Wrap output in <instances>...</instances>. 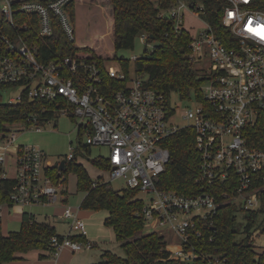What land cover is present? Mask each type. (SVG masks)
Returning a JSON list of instances; mask_svg holds the SVG:
<instances>
[{
  "label": "built area",
  "instance_id": "1",
  "mask_svg": "<svg viewBox=\"0 0 264 264\" xmlns=\"http://www.w3.org/2000/svg\"><path fill=\"white\" fill-rule=\"evenodd\" d=\"M224 1L222 24L228 34L223 39L204 19L195 32L184 27L186 11L201 15L202 5L196 0H174L161 11V15L173 19L176 30L184 28L191 34L189 55L194 63L207 65L200 69L206 77L201 86L202 98L182 101L181 119L185 123L175 125L171 122L175 113L171 99L168 102L164 93L146 86V75L134 72L131 76L118 62H106L101 67L69 56L42 63L33 36L22 32L10 36L2 31V18L12 21L14 13L21 12L35 15L38 36L48 37L55 16L69 40H75L66 8L70 0H21L16 6L12 0H0V84L15 83L6 88L19 89L6 101H19L25 93L31 100L55 102L58 116L73 115L77 129L86 134L85 144L107 147L110 178H120L125 187L136 189L138 196H148L146 200L139 196L144 225L164 238L170 237L174 243L169 248L166 245L170 258L184 264H228L224 253L197 251L194 246L193 238L201 237L213 224L219 206L215 194L204 190V185L230 181L234 173L233 178L238 180L233 185L235 194L225 192L224 199L243 210L258 209L261 203L259 192L263 186L252 185L261 178L253 174L264 168V152L248 147L243 131L264 111V0ZM32 26L27 20L21 23L24 30ZM145 39V34L139 36L141 42ZM108 79L124 84L113 87ZM30 127L41 129L36 124L25 129ZM183 127L193 128L199 152L195 184L200 189L193 194L159 185L170 158L165 139ZM14 132L0 139L2 178L14 181L8 202L0 204V219L5 205L53 204L61 185L46 173L52 166L46 153L35 146L14 144ZM72 157L69 153L66 158ZM5 165L13 167V175L7 174ZM63 217L70 221L69 232L61 239L51 238L55 264H59L57 258L64 248L74 253L93 245L76 212L65 207Z\"/></svg>",
  "mask_w": 264,
  "mask_h": 264
},
{
  "label": "trees",
  "instance_id": "2",
  "mask_svg": "<svg viewBox=\"0 0 264 264\" xmlns=\"http://www.w3.org/2000/svg\"><path fill=\"white\" fill-rule=\"evenodd\" d=\"M21 0H12L14 6ZM43 3L49 0H39ZM202 7L201 16L213 28L218 37L228 34L222 24V14L225 7L224 0H196ZM83 2L100 6L108 20L109 31L112 35L114 51L111 54L102 50L97 41L91 46L79 45L75 40H69L62 29L58 18L53 16V31L50 36H38V22L33 14L16 12L12 21L2 18V31L10 36L22 32L33 36L38 46V59L42 63L58 61L63 57H75L86 61H93L101 67L109 60L118 62L125 73H129L131 60L117 56L120 49H133L135 40L145 34L146 44L152 43L148 49L144 47L142 53L132 60L134 72L146 75V86L162 92L168 102L172 93H176L181 101L202 98L201 86L206 77L195 68L190 57V43L192 40L188 30L174 28L173 19L161 15L174 0H70L67 10L73 16L74 3ZM27 20L33 24L30 29L21 27L22 21ZM226 44L227 38H224ZM113 87H120L124 83L108 79ZM16 85L0 84V139L9 132L16 131L15 125L23 130L32 124L43 125L58 117L55 102L44 99H29L25 93L16 102H7L3 99L1 89ZM34 118V119H33ZM70 118L75 120L73 115ZM79 136L83 133L78 129ZM243 136L246 145L264 152V111L260 113L256 122L244 128ZM86 152L90 146L80 142ZM169 148L170 158L164 171L160 175L159 185L166 190L193 194L199 191L200 185L195 184L199 176V152L195 142V132L191 127H183L165 139ZM78 149H76L77 151ZM65 158L64 168L59 171V164L49 166L46 170L48 176L57 182L66 180V172L71 171L76 176L78 191H84L85 196L80 208L106 212L104 224L112 227L117 241L122 242L125 256L120 257L107 251V261L101 264H184L180 260L170 258V251L166 248V241L156 231L142 233L144 219L139 213L142 200L138 191L129 187L121 191L115 190L110 181H93L83 164ZM92 164L98 168L108 169L104 157L93 159ZM254 177L253 185L263 186L259 192L261 200L258 209L243 210L242 207L224 199L225 192L232 196L235 194L234 183L238 180L231 173L230 181L214 183L205 186L204 190L215 194L219 203L217 214L213 217L211 226H207L199 238L194 239L197 251L207 253H224L228 264H264V251L255 249L254 234L251 229L259 220V233H264V168ZM12 179L2 178L0 165V204L8 202V195L13 184ZM243 212V224L237 223L238 213ZM260 219H258V217ZM1 223V220H0ZM239 226H242L241 228ZM243 233L239 240L237 235ZM62 235L56 233L54 226L45 221H35L33 215L23 212L20 219V228L17 231L2 233L0 224V264L15 259L17 254L27 252L34 248L53 249L51 238ZM97 264V263H96Z\"/></svg>",
  "mask_w": 264,
  "mask_h": 264
},
{
  "label": "rangeland",
  "instance_id": "3",
  "mask_svg": "<svg viewBox=\"0 0 264 264\" xmlns=\"http://www.w3.org/2000/svg\"><path fill=\"white\" fill-rule=\"evenodd\" d=\"M70 14V12H69ZM71 15V14H70ZM71 22L74 27L75 41L79 45L91 46V44L97 41L98 45L103 51L111 54L114 51V44L112 35L109 31L108 20L103 14V10L100 6L91 5L83 2L74 3L73 16ZM204 20L200 15L192 14L189 11L185 13L184 25L192 32H195L196 28L203 25ZM152 43L146 44L141 42L139 38L135 40L133 49H120L118 50L117 56H123L131 60L130 74L134 76V68L132 64L133 57H138L144 47L150 49ZM110 63L116 64V61L109 60ZM201 67L205 68L207 65L195 64L197 71L202 74ZM203 75V74H202ZM18 88H6L1 89L3 99L6 101L9 96H12L18 92ZM171 103L175 107V113L171 117V122L175 125H183L185 120L181 119V115L184 109V103L180 100L176 93H172ZM186 106H190L187 104ZM77 121L73 120L67 114H60L56 119H52L41 125L40 130H35L33 127L28 129L20 130L19 125H15L16 140L14 144L24 146H35L42 149L46 153L47 160L52 164L60 162L68 156L69 153L75 154L73 158L77 163L83 164L87 169L90 178L93 181H110L111 186L121 191L125 188V184L122 179L116 178L111 179L110 173L106 169L98 168L92 164V160L98 157L106 158L108 155L107 147L92 145L90 146V152H86L81 146L80 142L85 144L86 134L82 133L79 136L78 129L76 126ZM76 149H78L76 151ZM8 175H13V167L9 165L4 166ZM66 180L59 179L55 184L60 183V189L58 190L59 197L56 202L49 205L43 204H32L23 207L25 211L33 212L37 220H48L53 222L56 228V232L62 236L67 234L69 229L70 221L64 222L62 220L63 211L65 207H70L74 212L78 209V217L83 219L85 223V229L87 233V239L93 242L92 247L84 248L80 251L71 252L68 248H64L58 255L57 262L59 264H101L106 262L107 256L104 253L107 251L116 254L117 256L124 257L125 252L121 241H117L113 232L112 227L104 224L105 211L103 210H90L80 208V203L85 196L84 191H78L76 186V176L73 172L68 171L64 175ZM144 200L147 199V195H139ZM17 208L20 206L9 207L3 206V215L1 217V231L7 234L10 231H17L20 228V219H17ZM237 223L242 222L243 215L237 214ZM51 217L49 219L48 217ZM261 216L258 217L260 219ZM64 218V217H63ZM54 220V221H52ZM260 221L258 220L255 226L251 229V233L254 234V245L255 249L259 252L264 251V233H259ZM240 228L242 226H239ZM147 224L144 225L143 231L139 233H148L153 231ZM155 231V230H154ZM158 233V231H157ZM161 235L160 233H158ZM166 235V234H165ZM244 236L243 233L237 235V239H241ZM165 241L168 243L167 248L172 246L174 243L171 242V238L165 236ZM55 254L54 250L34 248L27 252H21L17 254L15 259L5 261L2 264H54Z\"/></svg>",
  "mask_w": 264,
  "mask_h": 264
},
{
  "label": "crops",
  "instance_id": "4",
  "mask_svg": "<svg viewBox=\"0 0 264 264\" xmlns=\"http://www.w3.org/2000/svg\"><path fill=\"white\" fill-rule=\"evenodd\" d=\"M184 27L187 29V27L184 25ZM189 30V29H188ZM190 31V30H189ZM192 32V31H191ZM23 212H27V213H29V214H31V215H33V218H34V220L35 221H45V222H48L49 224H51L52 226H54V228H55V225L53 224V222H50V221H48V220H37V217H36V215L33 213V212H31V211H25L24 210V208L23 207H20V208H17V213L19 214V215H17L18 217H17V219L19 220V219H21V216H22V213ZM76 213H77V216H78V209H76V211H75ZM105 216H106V213H105ZM104 216V217H105ZM46 217H48L49 219H51V217H49V216H46ZM62 220H64V222L66 221V222H68L69 223V221H67V220H69V219H66V218H63L62 217ZM52 221H54V220H52ZM70 226V225H69ZM55 231H56V228H55ZM69 232V229H68V231H67V233ZM57 233V232H56ZM54 264H55V262H54Z\"/></svg>",
  "mask_w": 264,
  "mask_h": 264
},
{
  "label": "water",
  "instance_id": "5",
  "mask_svg": "<svg viewBox=\"0 0 264 264\" xmlns=\"http://www.w3.org/2000/svg\"><path fill=\"white\" fill-rule=\"evenodd\" d=\"M65 159H61L59 162L58 170L61 171L64 168Z\"/></svg>",
  "mask_w": 264,
  "mask_h": 264
}]
</instances>
